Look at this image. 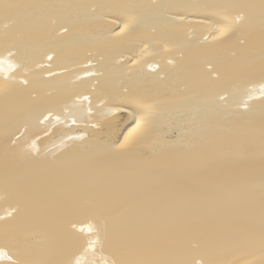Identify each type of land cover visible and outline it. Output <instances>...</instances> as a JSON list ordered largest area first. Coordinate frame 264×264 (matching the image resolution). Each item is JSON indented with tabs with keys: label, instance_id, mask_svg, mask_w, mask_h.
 <instances>
[{
	"label": "bare ground",
	"instance_id": "obj_1",
	"mask_svg": "<svg viewBox=\"0 0 264 264\" xmlns=\"http://www.w3.org/2000/svg\"><path fill=\"white\" fill-rule=\"evenodd\" d=\"M0 264H264V0H0Z\"/></svg>",
	"mask_w": 264,
	"mask_h": 264
},
{
	"label": "snow or ice",
	"instance_id": "obj_2",
	"mask_svg": "<svg viewBox=\"0 0 264 264\" xmlns=\"http://www.w3.org/2000/svg\"><path fill=\"white\" fill-rule=\"evenodd\" d=\"M0 254H2V253H0Z\"/></svg>",
	"mask_w": 264,
	"mask_h": 264
}]
</instances>
